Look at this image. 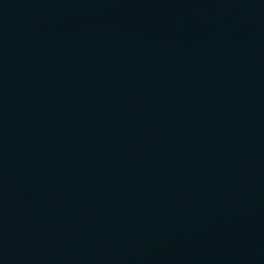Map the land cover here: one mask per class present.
Segmentation results:
<instances>
[{
    "label": "water",
    "instance_id": "obj_1",
    "mask_svg": "<svg viewBox=\"0 0 264 264\" xmlns=\"http://www.w3.org/2000/svg\"><path fill=\"white\" fill-rule=\"evenodd\" d=\"M0 264H264V0H0Z\"/></svg>",
    "mask_w": 264,
    "mask_h": 264
}]
</instances>
